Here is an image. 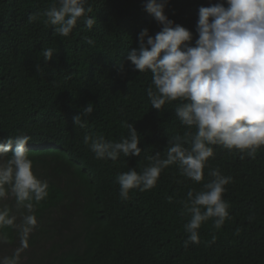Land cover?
I'll return each instance as SVG.
<instances>
[{"label": "trees", "instance_id": "1", "mask_svg": "<svg viewBox=\"0 0 264 264\" xmlns=\"http://www.w3.org/2000/svg\"><path fill=\"white\" fill-rule=\"evenodd\" d=\"M52 2L0 0V139L28 135L33 172L49 183L48 197L36 206L37 226L24 239L16 229H3L7 239L0 242V257L16 253L24 240L29 252L19 264H264V145L254 155L213 145L201 182L184 177L173 164L154 188L133 189L121 200L118 174L140 172L157 153L166 158L176 136L187 147L195 128L180 123L176 102L153 109L146 95L151 74L135 71L126 59L138 47L141 30L159 31L144 10L146 0H88V16L97 23L91 30L78 23L69 37L44 23L42 13ZM217 2L168 0L165 13L195 39L198 8ZM34 13L40 15L30 23ZM48 47L55 52L45 61L41 51ZM89 102L94 111L84 118L87 123L75 125L73 117ZM125 121L137 129L141 155L95 158L84 135L119 141L127 135ZM216 169L231 177L223 194L229 216L219 229L215 218L205 221L200 242L185 246L187 193L201 191ZM3 204L19 223L23 210L14 199ZM42 237L46 243L39 242Z\"/></svg>", "mask_w": 264, "mask_h": 264}, {"label": "clouds", "instance_id": "2", "mask_svg": "<svg viewBox=\"0 0 264 264\" xmlns=\"http://www.w3.org/2000/svg\"><path fill=\"white\" fill-rule=\"evenodd\" d=\"M168 0H146L144 10L159 26L154 35L145 28L138 33V47L128 51L127 61L139 73H150L146 95L151 107L160 111L176 102L174 112L188 129L190 143L185 146L180 136L170 140L166 158L151 157V163L140 172L130 168L116 176L121 200H128L133 189L143 192L156 186L161 172L177 165L180 173L199 183L204 168L214 156L213 145L228 150H247L254 155L264 145V0H219L198 8L194 34L165 13ZM88 0H53L42 15L54 34L69 37L78 23L91 30L97 23L89 17ZM40 13L30 14L28 21L37 20ZM92 44L90 37H85ZM55 50L43 48L45 61ZM123 71V63H119ZM94 111L92 102L73 117L75 125L84 127V119ZM127 135L119 141L104 136L86 134L83 142L97 159L117 160L141 155L140 137L134 124L123 122ZM30 137L18 134L0 139V201L14 199L17 215L7 204L0 205V242L6 241L5 228L19 231L26 238L37 226L36 206L49 195V183L33 172L26 145ZM214 179L198 192L187 193L184 211L190 219L184 225L188 234L185 246L200 242L199 229L211 218L219 229L228 218L229 205L223 199L231 177L219 170L209 172ZM23 247H27L24 243ZM0 264H19V252L0 257Z\"/></svg>", "mask_w": 264, "mask_h": 264}, {"label": "rangeland", "instance_id": "3", "mask_svg": "<svg viewBox=\"0 0 264 264\" xmlns=\"http://www.w3.org/2000/svg\"><path fill=\"white\" fill-rule=\"evenodd\" d=\"M41 241H42V243H46L45 239L43 237L40 238L39 242L41 243ZM24 242H25L24 240L19 241L18 242V246L15 248V251L19 252V257H23V259L25 258V252L26 253L29 252L25 247H23Z\"/></svg>", "mask_w": 264, "mask_h": 264}]
</instances>
